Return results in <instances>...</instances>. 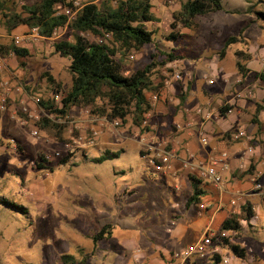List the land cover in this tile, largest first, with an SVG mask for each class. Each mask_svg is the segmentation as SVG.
Segmentation results:
<instances>
[{"label": "rangeland", "instance_id": "rangeland-1", "mask_svg": "<svg viewBox=\"0 0 264 264\" xmlns=\"http://www.w3.org/2000/svg\"><path fill=\"white\" fill-rule=\"evenodd\" d=\"M39 1L0 0V46L4 48V55L13 60L15 71H21L24 75V86H29L30 93L46 99L51 97L52 90L43 73L49 72L62 82L66 91L72 86V77L68 71L71 60L56 53L54 44L61 40H73V31L66 27L52 39L45 38L46 40L22 46L29 51L28 55L21 59L26 64L22 67L19 64L21 60L11 53V49L15 46L16 35H27L31 29L22 23H16L14 17L21 16L25 5ZM78 1L81 2V7L87 3L101 5L104 2ZM245 1L247 5L255 6L249 13L252 17L247 23L248 27H252V32L246 39L264 51V0ZM157 3L158 0H152L155 13ZM177 9L179 7L174 6L171 12ZM240 11H236L235 15L242 16L241 21L244 23L247 18L243 15H246V12L244 9ZM217 19V16L211 15L197 19L196 34L199 33L201 38H205L200 41L194 36H186L192 30H183L186 33L184 37L168 41L170 33L165 28H158L153 23L147 24V28L154 31V41L140 53L129 54L125 58V75L149 65L154 55L162 60V54L172 52L171 50L184 53L186 45L189 49L185 52V61L200 53L196 61L208 62L207 54L219 55L222 49L221 39L225 34H238V30H229L218 38L207 35L209 30L217 29V26L213 25ZM202 32H205V36H201ZM241 39L245 40L244 35ZM205 43L211 50H199ZM235 46L236 55V51L245 49L247 45L238 42ZM235 55L229 52L227 57V66L233 69L236 59L240 60ZM185 61L181 63L184 68H180L182 80L173 77V72H170L173 68L169 65L158 69L155 77L159 78L162 72L169 80L173 77L181 82V88L188 86L189 89L191 83L186 85V79L192 81V73L187 70L189 68L186 67ZM212 73L214 72L207 70L201 72L198 77ZM219 77L222 81L223 78ZM253 77L254 75L246 85L250 83L253 87L256 81ZM213 78L208 76L206 79L208 81ZM263 88L260 84L256 86V93L247 99L251 102L260 100L264 94ZM180 91L181 89L175 94V98L181 100V95L186 96L187 91ZM194 92H199V85L195 87ZM149 100L153 105V95H149ZM167 106L173 105L167 103ZM244 116L248 118L247 112ZM231 118L232 116L229 120ZM72 120L74 118L71 117L70 121ZM153 120L151 117L146 124L138 127L131 116L127 123L118 129L101 127V134L92 145L88 144L92 131L89 128L78 129L73 122L58 123L50 120L52 124L45 130L38 122L35 127L39 135L36 137L32 136L31 129L24 125L28 137L32 140L28 154H23L18 146L16 151L20 154L13 152L15 142L10 136L4 138L5 146L10 150L1 151L0 142V264H65L62 258L67 255L76 260L89 256L88 264H141L137 258L134 259V247H143L146 251L171 249L172 237L175 235L174 237L178 238L175 233L180 228L176 216L185 215L186 212L185 199L174 190L176 179L158 173L151 163V160L157 157V150L163 152L166 148V143L159 145L156 141L153 145V139L159 140L161 136V131L154 126ZM170 127L172 131L177 130L174 124ZM4 134V126L0 124V136L4 137ZM121 134L128 139L121 140ZM81 136H84L83 144L76 143ZM144 137L146 143L142 142ZM148 144H151L153 149L150 150ZM108 151L117 157L102 164L94 162ZM41 156L50 158L46 159L48 163L43 165V168L37 165ZM66 158L69 159L68 163L62 164ZM259 200L257 198L255 203L262 217L261 220L254 221L255 230L245 224L239 233L224 237L229 239L230 243L244 248L245 258L236 257L229 246L219 241V253H214L212 249L207 257L192 256L184 264H216L218 256L219 264H264V205ZM6 201L12 205L6 204ZM191 210L195 212L197 206H192ZM207 221V218H201L198 225L190 228V234L178 238L173 248L174 254L183 255L195 247L202 240L200 230L206 228ZM183 223L188 224L187 221ZM108 224L115 225L112 237L99 241L95 246L93 237ZM124 247L128 250H124Z\"/></svg>", "mask_w": 264, "mask_h": 264}, {"label": "crops", "instance_id": "crops-1", "mask_svg": "<svg viewBox=\"0 0 264 264\" xmlns=\"http://www.w3.org/2000/svg\"><path fill=\"white\" fill-rule=\"evenodd\" d=\"M187 1L188 0H158L156 13L155 6L152 4L153 13L156 17V21L153 24L158 28H165L167 32L171 33L170 25L173 22V13L179 11L182 5ZM248 5L245 0H223L224 10L209 14V16H217L219 18L214 21L213 24L217 26L218 30L211 29L207 32V35L210 37L218 38L223 35L225 31L238 30L237 35H231V33L224 35V38L221 39V51L230 37L240 38L244 35L245 40L241 39L240 42H243L247 46H245V49L240 48V50L236 51V55L234 52V49H237L235 48L236 43L226 49L224 56H221V51L219 55L211 56V53L207 54L208 62L196 61L200 53L185 61L187 59L185 52L189 49L188 45H186L187 47L184 53L171 50L175 51L177 54H184V60L169 64V67L174 70V66H176L180 70V68H184L181 63L184 61L187 62L186 67L189 68L187 70H191L192 81L186 79L187 84H185L188 85L191 83V85L189 84L190 88L188 89V86L181 88V82L176 81L172 77V79L168 80L166 83L165 89L159 96V101L153 103V110L146 116V121L144 122L147 123L148 119L151 117L154 119V126L158 127L161 131V136L159 140H157V138L156 140L155 138L153 139V145L157 142L159 145H164L166 143V148L163 152L172 153L174 155L172 165L177 176L164 171L158 173L163 176L170 175L175 178L177 183L174 186V190L176 193L178 192L181 198L185 199V215L176 216V220L179 222L180 227L178 232L175 233L178 238H184L190 234V228L198 225L201 218L208 219L206 228L203 231L200 230L201 236H203L207 230H211L217 234L222 223L232 215L240 214L242 208L248 202L252 204L256 216L249 223L243 222L242 230L244 229V225L248 224V227L254 231V221H259L262 217V213L259 211L255 201L258 198L260 199L259 201L263 203L262 205H264V111L260 113L257 123L253 121V118L255 116L254 114H256L258 104L261 103L264 98V94H262L260 100H255L253 102L249 101L247 99L248 96L251 97L253 93H256L255 88L260 83L255 77H253V79L256 80L253 87L250 83L249 85H246V83L252 80L251 77L255 73L264 71V51L259 47H255L254 44L246 39L249 38L250 32H252V27H248L247 23L252 17L249 13L250 7L253 5ZM174 6L179 7V9L172 13L171 8ZM241 9H244L246 12V15H243V17L247 18L244 23L241 21L242 16L235 15V12ZM159 19L163 21L161 22ZM196 27L191 29L192 31L187 35L183 30L190 29L180 27L179 31L188 37L194 36L197 41L205 39L204 37L201 38L199 33L196 34ZM17 36L18 35H16V37ZM201 36H205V32H202ZM211 44L208 45L211 46ZM201 49L209 50L210 48H207L205 43L203 47H199V50ZM229 52L237 56L236 58H239L237 55L238 52H244V54L251 56L250 60L241 59V63L249 70L246 77H243L239 72L237 64L240 60L237 61L236 59V62L233 63L234 69L227 66ZM4 57L7 60L9 68L2 74V77L10 82L11 87L14 88L13 98L20 100L22 94L17 93L16 89L18 86L25 85L26 81L24 80V75L21 71H15L14 62L13 60L11 61V57L5 55ZM207 70L214 72L208 76H212L215 79L217 78V84L215 82V85H209L206 79L208 76L202 78L198 77L201 72ZM180 71H182V69ZM188 76L190 77L189 74ZM219 76L223 78L222 81L219 80ZM241 83H243V85ZM197 85H199V92L195 93L194 89ZM260 86L263 88L261 84ZM24 87L27 91L30 90L29 86ZM180 89L181 91H187L184 102L178 97L175 98V94ZM262 90L264 92V88ZM167 103H172L173 106L168 107ZM226 106L231 107V109L225 116H222L220 110L222 107ZM14 107L15 106H11V109L6 113L0 112V124L4 126L5 132L3 135L4 137L0 136L1 151L10 150L9 147L5 146L4 142V138L10 136L13 142H15L12 151L19 155L20 153L16 151L18 146L20 147V151H23V154H28L30 152L32 140L28 137V131L24 128V124L19 120L12 119ZM31 107L34 109L33 105H31ZM198 109L205 110L206 114L210 115V118H206L205 114H198ZM246 112L248 118L244 116ZM231 116L232 118L229 120ZM71 117L72 119L74 118V121L78 122L79 125H83L85 122L84 117L81 116L78 111L72 112ZM171 124L175 126L180 125L182 129L178 130L176 128L177 130L172 131L173 129L170 127ZM98 129H100V127ZM241 131H245L253 141L250 142L245 138L240 140L235 139L234 136ZM202 135L208 137L210 141L209 147L204 148L201 145L200 138ZM119 136L121 140L128 139L124 134ZM149 137L151 138V136ZM148 147H151L149 148L150 150L153 149L151 144H148ZM250 148H253V152H250ZM157 151L162 152V150ZM219 151H227L231 156L230 169L222 173L228 184L227 189L224 191L219 190L212 183L203 180L201 189L204 195L200 198V203L188 207L187 204L189 198L193 194V187L189 177L192 173L184 167L185 161L188 160L191 155L206 158ZM258 184H260V190L257 192L256 189ZM236 192H240L243 197L238 200L236 206H232L230 202L235 199ZM180 204L182 205L183 202ZM192 206H197L195 212L191 210ZM185 221H187L188 224H184L183 222ZM110 225L112 226L113 235L115 225ZM174 236L171 240V249H166L165 251L153 249H148L146 251L143 247H134V259L137 258V261H140L141 264H178L177 261L171 259V256L175 252L173 248H175L178 241V238L176 239ZM124 246H127V244H124ZM124 250L128 249L125 248Z\"/></svg>", "mask_w": 264, "mask_h": 264}, {"label": "trees", "instance_id": "trees-1", "mask_svg": "<svg viewBox=\"0 0 264 264\" xmlns=\"http://www.w3.org/2000/svg\"><path fill=\"white\" fill-rule=\"evenodd\" d=\"M75 1L40 0L35 4L25 5L21 16L14 17L16 23H22L29 29L37 28L40 35L46 39L54 38L61 29L66 27L73 31V40H61L54 44L56 53L71 60L68 71L72 77V86L66 91L62 82L49 72L43 73V77L51 86L52 94L63 92V100L62 109H57L50 97L43 98L42 106L45 110L54 113L56 117L69 116L73 108L88 109L92 116L107 118L110 121L121 120L122 124L127 123L128 118L132 116L135 125L141 127L146 121V116L153 110L149 95L160 96L169 80L162 72L159 78L155 77L156 73L162 67L184 60V54H177L175 51L163 53L162 60L154 55L149 65L130 75H125V58L129 54L140 53L154 41V31L147 28V24L156 21L152 1L104 0L101 5L87 3L80 9L74 7ZM254 7H250V12ZM63 9H70L72 13H75L74 19H70L65 13L58 15V12ZM223 10V0H188L179 11L173 13L171 33L167 40H179L185 36L179 31L180 27L194 29L197 26L198 17ZM100 40L104 41L100 42ZM240 41L241 37H230L221 51V56L225 55L228 47ZM0 53H5L2 46H0ZM11 53L21 60L28 55L29 51L12 46ZM237 55L240 58L237 64L239 72L246 77L249 70L241 63V59L250 60L251 56L244 52H238ZM19 64L22 67L26 66L22 60ZM254 77L264 86V71L255 73ZM185 98V94H182L181 101L184 102ZM230 109L229 106L222 107L220 110L222 116H225ZM263 111L264 98L257 106L253 118L255 123L258 122L257 119ZM20 116L23 114L20 113ZM40 124L45 130L52 123L45 117ZM115 157H117L116 154L107 152L94 162L102 164ZM68 161L69 159L66 158L62 164H67ZM46 163H48L46 157L41 156L37 165L43 168ZM189 177L193 194L188 200V207L199 204L200 198L204 195L201 189L203 179L195 174H190ZM6 204L12 205L7 201ZM255 216L252 204L246 203L240 214H234L222 223L213 241L218 244L222 241L223 245L230 247L236 257L245 258L244 248L230 243L229 239L221 235L239 233L242 230V223L251 222ZM111 235L112 226L105 225L93 237L94 245L96 246L99 241ZM89 259V256H84L76 260L69 255L62 258L65 264H88ZM216 264H219V256L216 258Z\"/></svg>", "mask_w": 264, "mask_h": 264}, {"label": "built area", "instance_id": "built-area-1", "mask_svg": "<svg viewBox=\"0 0 264 264\" xmlns=\"http://www.w3.org/2000/svg\"><path fill=\"white\" fill-rule=\"evenodd\" d=\"M74 7L80 9L81 2L76 0L74 2ZM61 13H65L70 17V19H74L75 17V13H72L70 9H63L58 12V15ZM40 40L46 39L42 37L39 33V30L35 28L31 29V31L27 35L15 37L14 43L15 46L22 47L26 44H32ZM103 41L104 40H100V42ZM6 69L7 60L5 59L4 55L0 53V112L6 113L11 109V106H15L12 111V119L19 120L22 124L30 128L32 136L36 137L39 135V131L35 126L38 122H41L43 117H48V119L58 123H65L67 121L71 123L73 122L76 127L81 130L89 128L92 131L91 138L88 141L89 145L94 144L95 140L100 136L101 131L100 129H98L99 127H108L110 130H114L122 126L121 120L110 121L107 118H98L92 116L90 110L88 109L73 108L71 111V113L73 111H78L81 116L84 117L85 122L83 125H79V123L74 120L70 121L71 113L66 117H55L54 113L45 110L42 106L43 97L30 93L24 86H18V88L16 89L17 93L22 94L20 100H18L17 98H13L14 88L11 87L10 82L6 81L2 77V74ZM173 71V77L176 80H182V73L176 66H174ZM215 82V78L208 80V84L211 86L215 85ZM50 98L57 109H62L63 92L52 94ZM153 100L154 102L159 101V96L154 95ZM31 105L34 106V109H32ZM197 112L198 114H205V117L208 119L210 118V115L206 114L205 110L203 109H198ZM20 113H22L23 116H20ZM176 128L180 130L182 129V126L177 125ZM234 137L237 140L245 138L250 142L253 141V139L245 131L239 132ZM83 142L84 136H81L76 140V143L83 144ZM142 142L146 143V137L142 139ZM200 143L204 148L210 146L208 137L203 135L200 138ZM67 147L69 146L67 145ZM250 152H253V148H250ZM57 155L60 156V154ZM173 158L174 155L172 153L158 151L156 159L151 160V163L158 170V172L164 171L177 176V173L174 172L172 165ZM46 159L49 160L50 158L46 157ZM230 166L231 156L227 151H219L209 155L206 158H200L195 155H191L190 158L184 163V167L188 169L192 174H195L203 180L212 183L216 186L217 189L222 191L226 190L228 187V184L222 173L227 172L230 169ZM259 190L260 184L257 185L256 191L258 192ZM235 196V199L230 202L232 206H236L238 204V200L243 197L240 192H236ZM216 235L217 234L212 232L211 230H207L202 236V240L195 247L189 249L183 255L173 254L171 256V259L177 261L178 264H184L192 256H198L200 258L207 257L209 255V250L212 249L214 253H219L220 245L216 244L213 241ZM221 236L226 237L228 236V234L224 233Z\"/></svg>", "mask_w": 264, "mask_h": 264}]
</instances>
